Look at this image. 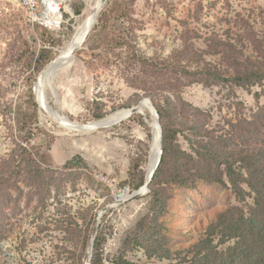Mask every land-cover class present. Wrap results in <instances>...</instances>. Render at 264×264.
<instances>
[{"label":"rangeland","instance_id":"374dc122","mask_svg":"<svg viewBox=\"0 0 264 264\" xmlns=\"http://www.w3.org/2000/svg\"><path fill=\"white\" fill-rule=\"evenodd\" d=\"M35 1L36 9H31L24 0H0V157L10 153L19 135L16 110L9 107L24 101L22 94L33 89L41 105L37 102L33 141L63 175L58 176L61 185L52 187L43 201L24 191L17 207L5 209L7 231L0 241V264H86L89 244L84 241L90 243L97 221L104 240L96 258L102 264H112L119 255L135 264H191L198 243L207 246L201 255L208 251L212 262L225 261L237 239L222 237L219 216L232 207L249 215L251 195L240 199L226 180V184H171L158 204L149 190L132 196L146 178L154 134L149 125L151 110L86 131L69 128L61 117L89 123L130 108L139 96L138 103L148 98L127 81L137 72L128 64L130 47L159 59L181 47L186 29H199L202 37L194 41L205 48L204 36L210 30L225 36L229 28L243 31L246 23L261 38L264 0H106L102 19H97L76 51L77 64L57 74L55 92L46 89L47 106L38 94L41 79L72 38L91 0H55L64 13L61 27L39 22L44 0ZM74 5L81 7L80 15ZM117 35L127 42L113 44ZM41 55L43 59L38 60ZM49 57L52 60L39 70ZM180 94L181 99L207 111V122L221 133L241 116L264 107V80L249 88L195 83ZM100 113L104 116L97 118ZM180 143L190 151L182 136ZM77 155L87 168H62ZM151 222L161 233L162 255L150 256L140 243L150 240L154 230L146 233L145 228ZM258 247L255 243L254 253Z\"/></svg>","mask_w":264,"mask_h":264},{"label":"trees","instance_id":"16d2710c","mask_svg":"<svg viewBox=\"0 0 264 264\" xmlns=\"http://www.w3.org/2000/svg\"><path fill=\"white\" fill-rule=\"evenodd\" d=\"M73 8L77 15L82 13L81 7L74 5ZM103 14L101 10L98 20ZM196 37H202L199 29H186L181 47L159 59L130 47L128 64L137 72L127 77V81L151 99L163 131L162 159L149 182L148 193L158 204L171 184L194 186L199 181L222 184L228 181L240 199L245 200L246 194L251 195L253 205L249 215H245L240 207H232L219 216L222 237L237 239L230 257L212 262L208 251L201 255L207 246L198 243L191 264H264V107L251 115L241 116L237 124L230 123L231 128L220 133V129L207 122L210 116L207 111L180 96L185 86L195 83L208 87L227 83L244 88L261 83L264 80V33L258 37L247 23L241 32L227 29L225 36L210 30L204 36L205 48L197 47ZM113 40L117 46L127 42L119 35ZM207 56H214L216 60ZM38 58L43 59V55ZM51 60V57L45 59L38 66L39 70ZM32 90L22 94L24 101L9 107L16 110L19 135L10 153L0 157V241L7 231L5 209L17 207L21 193L26 191L31 198L38 195L43 201L52 187L61 185L58 176L60 173L61 178L63 170L54 167L49 162V154L33 141L38 103ZM140 99L139 96L129 106L138 104ZM103 116L101 113L96 115L97 118ZM180 136L188 142L190 151L182 147ZM78 165L87 168L80 155L68 160L62 168ZM143 183L144 179L136 188ZM140 225L145 228L142 223ZM145 230L146 233L154 230L150 240L140 241L147 253L150 256L164 254L161 233L156 225L151 222ZM103 240L98 233L91 264H102V259L96 258V250ZM84 242L88 246V239ZM255 243L259 247L254 253ZM112 264L135 263L119 255L112 259Z\"/></svg>","mask_w":264,"mask_h":264},{"label":"bare ground","instance_id":"6f19581e","mask_svg":"<svg viewBox=\"0 0 264 264\" xmlns=\"http://www.w3.org/2000/svg\"><path fill=\"white\" fill-rule=\"evenodd\" d=\"M103 1L104 0H91L90 1L84 19L78 25V27H76V30H75L72 38L70 39V41L68 43H66V45L64 46V48L61 51L60 56L53 63V66L44 74V77H42L41 83H40L39 88H38L39 89L38 94H39L40 100L42 101V104H44L46 106L48 105L46 89L47 88H50L52 90L55 89L54 88V82H55L57 74L59 72L69 70L71 67H73L75 65V63H76L75 62L76 61V55H75L76 51L81 47V45H82L83 41H85V38L88 35V33L92 30V28L95 27L94 25L96 24L97 19H98V15H99L98 10H99ZM59 6H60V3L53 0L51 2L50 11L52 13L54 11H57ZM50 20H51L50 23L54 24L56 26V24H57L56 19L51 18ZM61 74H63V72ZM35 89H36V87H35ZM55 91L56 90H54L53 92H55ZM55 95H56V93H55ZM147 110H151V115L153 117L151 105L148 102V100L145 99V100L140 102L139 111L137 113H144ZM130 111H131L130 108L121 109V110L113 113L112 115H110L107 118L92 121L93 123H91V124L83 125L84 127H82L79 131H86V130H90V129L92 130V129H95L97 127L112 125L119 120H122V119H125V118L131 116V115H129ZM57 114L59 115L60 113L57 112ZM61 118L63 120H65L66 126H68L71 129H74V128L70 127L73 122H71L68 117L62 116ZM149 125H150V123H149ZM94 126H96V127H94ZM91 127H94V128H91ZM151 127H153L152 130H153L154 134H153V142L151 145V151H150V155H149L150 158H148V162L146 165V178H145V180H148L150 178L152 171L155 169L156 164H157V160L159 158L158 155L160 152V135H159L158 127H157L156 120L154 119V117L152 118ZM75 130H78V129H75ZM142 189H144V187H142Z\"/></svg>","mask_w":264,"mask_h":264},{"label":"water","instance_id":"95a60500","mask_svg":"<svg viewBox=\"0 0 264 264\" xmlns=\"http://www.w3.org/2000/svg\"><path fill=\"white\" fill-rule=\"evenodd\" d=\"M106 0H104L99 8V12L102 10V7H103V4ZM98 12V13H99ZM36 85V84H35ZM148 100V102L150 103L151 105V109H152V114H153V117L154 119L156 120V124H157V127H158V131H159V135H160V152H159V155H158V160H157V164H156V167L155 169L152 171L151 175H150V178L148 180H145L144 181V185L139 187L136 191L133 192L132 196H137V195H140L146 191L149 190L148 188V185H149V182L151 181L153 175H154V172L160 162V159H162L161 157V154H162V134H163V131H162V127H161V124H160V120H159V114L154 106V104L152 103L151 99L150 98H145ZM36 100L37 102L39 103L40 105V102L36 96ZM139 105H140V102L136 105H133L130 107V112H129V115H133L135 113H137L139 111ZM41 106V105H40ZM49 111V110H48ZM122 121V120H120ZM118 121V122H120ZM73 122L72 125L70 127L74 128V129H78L80 130L82 127H84L83 125H87V124H91L93 122H89V123H78V122H74V121H71ZM152 124H150L151 126ZM96 127V126H94ZM94 127H91V128H94ZM91 130V129H90ZM142 187H144V189H142ZM98 228H99V221H97L96 225H95V228H94V231H93V234H92V237H91V240H90V243H89V247H88V255H87V260H86V264H91V260H92V257H93V249H94V242H95V239H96V236H97V233H98Z\"/></svg>","mask_w":264,"mask_h":264},{"label":"built area","instance_id":"2783aa9c","mask_svg":"<svg viewBox=\"0 0 264 264\" xmlns=\"http://www.w3.org/2000/svg\"><path fill=\"white\" fill-rule=\"evenodd\" d=\"M51 0H44L43 1V5L45 6V9L43 12H39L40 13V17H38L39 22L46 26H50V27H61L60 24L63 21V17H64V13L61 11L60 7L58 8L57 11H54L53 13L50 11V7H51ZM24 4L31 8V9H36V1L35 0H24ZM46 12V14L43 15V13ZM36 14H38V12L35 11ZM34 13V14H35ZM66 14V13H65ZM56 19L57 24L56 26L54 24L50 23V19Z\"/></svg>","mask_w":264,"mask_h":264}]
</instances>
